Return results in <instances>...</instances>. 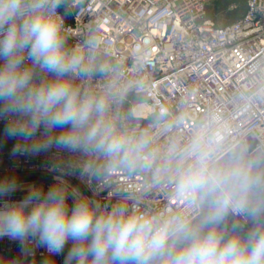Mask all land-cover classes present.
<instances>
[{"label":"built area","instance_id":"obj_1","mask_svg":"<svg viewBox=\"0 0 264 264\" xmlns=\"http://www.w3.org/2000/svg\"><path fill=\"white\" fill-rule=\"evenodd\" d=\"M217 1L61 0L56 12L66 48L88 70L66 78L81 97L105 99L104 120L128 140L129 152L111 156L94 143L58 147L64 129H41L36 139H51V147L13 155L14 144L3 147L0 136V178L19 183L0 207L34 184H57L70 205L86 199L97 215L122 209L197 217V193L178 186L194 163L193 142L210 154V167L249 134L264 146V0H241L245 14L224 26L208 14ZM51 79L34 71L37 84ZM4 127L0 121V134ZM36 139L27 141L29 149ZM25 245L0 239V264L49 255L34 240Z\"/></svg>","mask_w":264,"mask_h":264},{"label":"clouds","instance_id":"obj_2","mask_svg":"<svg viewBox=\"0 0 264 264\" xmlns=\"http://www.w3.org/2000/svg\"><path fill=\"white\" fill-rule=\"evenodd\" d=\"M60 3L0 0L4 135L15 141L13 155L48 149L51 139H36L37 132L64 129L55 138L58 147L75 149L82 143H94L111 156H127L128 140L115 134L104 120L105 99L81 97L66 78L88 70L81 57L70 55L66 48L56 12ZM36 69L52 74L53 79L37 84ZM34 139L29 149L27 141ZM190 154L194 163L180 176L179 190L210 197L207 213L196 223L177 215L164 219L125 215L122 209L97 215L86 199L70 205L57 184L46 188L34 184L22 199L3 202L0 239L17 241L21 249L27 240H34L51 257L62 258L54 264H153L165 256L167 264H264V232L253 231L242 240L216 229L234 202L243 204L242 172L210 168V154L198 141L193 142ZM18 185L16 177L0 178V198L16 192Z\"/></svg>","mask_w":264,"mask_h":264},{"label":"water","instance_id":"obj_3","mask_svg":"<svg viewBox=\"0 0 264 264\" xmlns=\"http://www.w3.org/2000/svg\"><path fill=\"white\" fill-rule=\"evenodd\" d=\"M249 134L241 143L210 168L220 171L239 169L245 178L240 189L243 204L234 202L224 216L223 221L216 225L217 231L226 237L238 235L246 239L253 232H264V146ZM201 213L195 217L193 223L198 222L208 211V195L197 192ZM240 197H237L238 201ZM179 245L176 246L178 248ZM175 250V248H174ZM59 256L28 257L22 264H54L60 261ZM153 264H167V257H159Z\"/></svg>","mask_w":264,"mask_h":264},{"label":"trees","instance_id":"obj_4","mask_svg":"<svg viewBox=\"0 0 264 264\" xmlns=\"http://www.w3.org/2000/svg\"><path fill=\"white\" fill-rule=\"evenodd\" d=\"M219 0L209 7V16L214 18L217 22V26H224L239 20L246 12V4L244 1L238 0ZM237 3V7L233 10H229V7L233 3ZM64 10V9H63ZM4 128L1 130V144L3 147H9L15 143L14 140L7 138L4 135Z\"/></svg>","mask_w":264,"mask_h":264},{"label":"rangeland","instance_id":"obj_5","mask_svg":"<svg viewBox=\"0 0 264 264\" xmlns=\"http://www.w3.org/2000/svg\"><path fill=\"white\" fill-rule=\"evenodd\" d=\"M238 2V4H239V1H237Z\"/></svg>","mask_w":264,"mask_h":264}]
</instances>
